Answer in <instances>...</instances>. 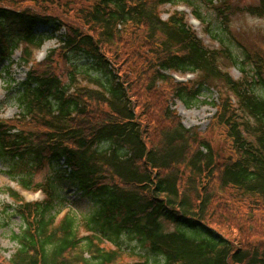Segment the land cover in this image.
I'll list each match as a JSON object with an SVG mask.
<instances>
[{
    "label": "trees",
    "instance_id": "obj_1",
    "mask_svg": "<svg viewBox=\"0 0 264 264\" xmlns=\"http://www.w3.org/2000/svg\"><path fill=\"white\" fill-rule=\"evenodd\" d=\"M204 2L221 24L207 32L229 55L230 7ZM181 4L205 23L192 0H0V65L19 49L27 67L23 81L10 83L19 112L0 119V158L22 190L46 196L28 203L9 190L12 204L0 215L19 217L22 228L11 235L16 252L5 259L0 250V264H126L125 241L146 251L131 264H264V53L230 54L243 76L233 79L185 12L163 20V7ZM244 10L264 20V0ZM56 36L58 48L35 61V51ZM80 56L91 73L74 64ZM83 73L90 85H80ZM190 73L201 80L172 76ZM215 81L231 95L219 92L213 104L229 144L224 157L172 111L177 100L191 108ZM46 166L93 203L82 224L72 214H51L56 182H32ZM1 220L0 229L7 226Z\"/></svg>",
    "mask_w": 264,
    "mask_h": 264
},
{
    "label": "rangeland",
    "instance_id": "obj_2",
    "mask_svg": "<svg viewBox=\"0 0 264 264\" xmlns=\"http://www.w3.org/2000/svg\"><path fill=\"white\" fill-rule=\"evenodd\" d=\"M194 3V9L200 11L202 18L205 23L196 22L192 15V9L186 7H173L171 5H166L160 10L163 20L166 19L177 10H185L189 15L187 18V23H189L192 30L197 34L199 39L206 45L209 49L218 50L220 55V60H218V65L225 73H228L235 80H241L243 76L240 74L239 69L232 64L229 58L230 54L234 56L241 57V49L247 50L249 53L255 54L256 52L264 53V20L257 17H251L244 8L257 5L259 0H228L227 2H221L219 0H213L214 6L218 8H223L229 6L230 10L227 11V15L231 23L228 27V35L231 37V43L233 46L230 48V54H226L224 46H220L216 41H214L209 33L208 29L212 31H217L220 27V21L217 19V13L212 9L204 0H192ZM238 8L239 11L234 15H230V11ZM11 31L12 36L18 34V25L13 24L8 27ZM38 33L50 34V31L46 29L39 28ZM230 32V34H229ZM48 33V34H47ZM59 39L56 37L46 38L44 46L36 50L34 53L35 61H43L47 58V55L53 50L58 48ZM136 41H131L128 50H133L136 47ZM222 51V52H221ZM14 55L10 62H4L0 65V119H14L17 117L19 112L18 107L12 101V93H10L12 88L15 87L10 85L12 81L20 82L26 77L27 67H25L21 61V50L14 51ZM224 56H226L224 58ZM74 64L78 67L79 71H90V65L88 61L83 57H73ZM128 68L133 69V64L130 61L128 63ZM9 72V73H8ZM61 79L64 83L69 84L68 74L64 71L62 63L60 64V70L58 71ZM177 79H184L185 81L199 82L201 77L199 75L190 74L187 77L174 76ZM80 85H87L88 77L87 74L83 73L81 77H78ZM90 85V84H89ZM161 91V90H160ZM167 96L166 92L161 91ZM219 92L221 94H226L231 96L227 87L224 83L220 81H215L209 86V90H204L203 94L199 98V102L188 108L182 101L177 100L172 104V111L176 112L180 121L183 122L187 129L194 130L198 132L202 137H206L210 142L213 143L215 152L219 153L221 157L227 156L229 153V144L225 140L224 133L218 128L214 119L216 114V109L213 107L214 103L219 102ZM244 116V115H243ZM10 162L6 159L0 158V212L5 206L12 204L11 199L8 195L9 190H14L21 193L27 202L32 201H43L44 195L41 193H35V190L31 189L29 192H23L19 184L11 178L9 172ZM63 173L57 167L46 166L40 173H36L33 177V183L36 185H42L46 183L47 180H52L56 182V192H58L59 200L54 212L51 214H57V218L60 219L65 216L66 213L75 216L79 222L82 224L86 221L87 217L91 214L93 210V203L86 197H82L81 193L77 192L69 181L62 180L60 176ZM1 221H4L7 226L1 227L0 229V250L1 255L5 259H10L12 255L16 252V243L12 241V233H19L21 230V220L17 216H9L8 213H2L0 215ZM164 227L167 231L173 232L175 226L164 222ZM125 255L121 263L131 264L133 262H143L145 259L138 257L136 254L141 256L146 255V251L140 247V244L136 241H125L124 245ZM132 250L135 253L131 254ZM147 259V258H146Z\"/></svg>",
    "mask_w": 264,
    "mask_h": 264
}]
</instances>
